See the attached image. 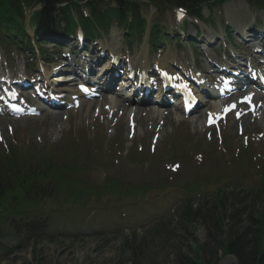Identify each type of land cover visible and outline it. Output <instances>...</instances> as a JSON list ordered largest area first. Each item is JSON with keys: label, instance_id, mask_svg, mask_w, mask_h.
Segmentation results:
<instances>
[{"label": "rangeland", "instance_id": "374dc122", "mask_svg": "<svg viewBox=\"0 0 264 264\" xmlns=\"http://www.w3.org/2000/svg\"><path fill=\"white\" fill-rule=\"evenodd\" d=\"M231 2L233 4L227 6ZM111 3L108 1L102 6L105 8ZM228 3L216 7L206 5L203 9L204 17L199 20L189 15L179 18L176 9L172 7L144 4L141 10L147 19V31L141 40H134L130 45L123 28L114 25L108 33L89 44V49L94 52L90 63L104 66L110 61L109 54L112 51L109 47L114 38L119 41L116 51L124 56L121 69L117 68L119 77L113 83L115 88L120 86V80L127 78L125 64L145 66L146 69L153 70L156 62L160 60L161 63V58H165L167 64L164 66L170 69H175V65H187L208 75L210 69L216 70V67L209 68L210 57L219 59L220 64L225 63V58H231L234 64L239 61L245 63L246 59H251L253 52L249 44L242 40L247 35L242 34L241 37L239 29L245 26L251 33V29L260 22L261 28H255L258 32L254 31L253 35L259 33L260 29L264 31V10L256 8V3L251 0H230ZM80 5L89 13L85 6L87 1H81ZM261 6L264 9V4ZM36 9L38 7L34 6L24 13L26 29L32 40L31 48L26 44L27 39L23 43L18 42V45L4 44L0 40V72L2 68L8 67L11 72L5 74H10L12 79L17 77L15 73L20 72L35 76L42 74L43 67H55L53 70L57 71L56 66L66 62L71 63L74 70H78V66L73 65L75 62L72 61L74 54L71 53L79 51L78 45H73V36H56L47 42L37 43L31 19ZM154 24L165 28L161 34L167 38L159 45L149 43L150 28ZM184 26L186 31L183 34ZM229 26L232 28L227 32L226 28ZM257 38L260 39L252 40V45H262L259 43H262L261 38L264 40V36L258 35ZM192 42L196 43V47ZM262 46L261 49L264 48ZM40 47L43 49V56L40 54ZM101 48H108L109 51ZM103 51L106 55L100 57ZM68 54L71 55L65 57ZM66 74L68 71L55 72V76H68ZM155 82L156 78L153 80L154 86ZM254 91L256 96L253 95V98L264 94ZM246 92H241L237 97L241 98ZM130 93L122 92L124 98L134 106H129L120 99L114 109L110 104L112 98L104 96L91 102L89 110L84 107L51 109L42 111L35 117L0 114V152L8 147L7 143L19 146L22 142L33 143L37 145L38 151H42L46 144L60 145L65 138L73 135L75 141L79 142V147L87 148L89 155L97 160L92 180L98 183L123 172L127 175L126 179L143 182L141 184L149 185L151 189L148 193L136 195L138 205L107 206L101 210L98 207H88L75 214V219L64 217L72 219L70 224H59L67 230L62 228L53 236L42 238L38 242H24L21 247L12 248L14 253H0V264H176L180 249L192 254L193 247L197 244L202 245V260L204 258L209 264H214L217 260L220 264H237L232 254L223 255L219 241L230 229L239 231L252 226L248 214L253 207L240 204L239 199L233 201V208L229 211L231 218L222 223L224 228L221 218L219 222L212 221L211 214L199 218L195 228H191L196 241L184 240L178 237V233V236H172L171 242H167L162 237L151 238L149 231L155 221H173L180 211L181 203L190 196L194 198V206H200L206 199L214 201L210 199L215 198V178L222 177L227 172H245L248 177L244 181V188L255 183L260 171L254 162L247 161L240 171L233 169L232 162L237 149L245 145L255 150L264 148V100H256V112L252 114L246 109L239 121L229 115L220 124L208 126L207 114L201 107L188 117L174 103L158 112L151 104L154 99L152 96L142 99V94L126 98ZM219 104L220 102L218 108ZM48 112L60 113L61 120L55 122ZM221 133L223 134L220 135ZM224 133L227 143L224 141ZM194 180L204 184L203 190L206 189L205 185H209L206 196L186 195L185 185ZM127 183L129 182H124V185L127 186ZM128 189L135 191L133 187ZM151 196L160 197V200L154 202L150 199ZM124 200L125 197L119 195L105 202L107 205H114ZM158 212L160 215L150 220ZM120 216H127L128 221L120 224ZM169 225L174 230V224ZM126 238L131 245L147 244L144 252L135 254L124 248Z\"/></svg>", "mask_w": 264, "mask_h": 264}, {"label": "trees", "instance_id": "16d2710c", "mask_svg": "<svg viewBox=\"0 0 264 264\" xmlns=\"http://www.w3.org/2000/svg\"><path fill=\"white\" fill-rule=\"evenodd\" d=\"M78 0H0V38L11 39L14 43L18 38L27 37L24 25V9L26 6L40 4L41 9L33 15L37 28L35 37L37 42L44 40L55 32L62 21L65 28H72L77 22L70 16L69 10L74 5L79 9ZM102 0H95L92 8ZM140 1L144 0H116L118 7L113 14V22L120 25L136 26L143 32L146 21L140 12ZM150 3H160L166 7H181L195 17L202 16V6L209 0H147ZM225 0H210V4H221ZM254 1V0H253ZM260 0H255L260 3ZM67 2L68 4L58 7ZM263 2V1H262ZM208 3V2H207ZM132 11V12H131ZM130 18L133 22L130 23ZM98 23L91 18L81 17L86 35L95 37L94 30L106 29L111 23H103L104 20L96 17ZM159 26L151 30L153 42H159ZM37 145L22 142L16 146L13 143L0 152V253L11 254L15 251L8 250L13 244L21 247L22 242H38L42 238L51 237L53 233L49 228L52 223L60 222L64 217L73 214L75 218L88 207H98L99 210L110 206L105 201L115 197L124 196L127 204L132 196L139 192L148 193L145 186L133 187L131 191L123 184L120 177H108L101 182L92 180V174L96 170L97 160L89 155L87 148H80L79 142L73 135L65 138L63 143L46 144L42 151L37 150ZM248 150H242L233 161V166H241L245 163ZM254 163L261 168L258 179L252 186L244 188V181L248 177L246 173L232 172L221 177L217 182L219 188L215 194L216 201L207 207V213L211 214L212 221L222 220L221 225L228 217H231L232 203L239 199L240 204L250 194L264 197V154ZM223 178V179H222ZM131 185V184H130ZM133 185V184H132ZM189 191H202L197 185H185ZM228 204V206H227ZM260 215L250 217L254 220L247 230L226 232L219 241L223 255L232 254L237 259V264H264V202ZM201 206L194 207L193 200L186 199L181 204L175 221H162L152 226L149 236L153 239L162 237L167 240L171 236H179L185 240L194 239L195 216L200 212ZM174 224V230L169 226ZM217 225V224H216ZM222 228L224 226L222 225ZM197 243V242H196ZM22 244V245H21ZM147 244L131 245L126 238L123 247L133 253L141 254ZM18 247V248H19ZM191 247V245H190ZM202 245L193 247V253L180 249L176 264H209L203 258ZM214 264H219L214 262Z\"/></svg>", "mask_w": 264, "mask_h": 264}, {"label": "bare ground", "instance_id": "6f19581e", "mask_svg": "<svg viewBox=\"0 0 264 264\" xmlns=\"http://www.w3.org/2000/svg\"><path fill=\"white\" fill-rule=\"evenodd\" d=\"M112 3L111 4H108L109 6H107V7H103L102 5L104 4V3H101V4H99L98 5V8H99V12H100V16L99 17H101V18H103V17H105V16H107V15H109V14H114V9L115 8H117L118 7V5H117V2H116V0H110ZM113 4V5H112ZM231 4H233V3H230V4H228L227 6H230ZM132 12V11H131ZM239 31L241 32V37H242V34H244L246 37L245 38H243L242 37V40L244 41V43L245 44H247V38L249 37V36H251L252 34L251 33H249V31L247 30V28L244 26V27H241L240 29H239ZM43 42H45V41H43ZM249 45H250V47H252V49H255V48H257V47H260V46H262V45H252V41H249ZM110 50H113L112 52H114V53H116L115 51H116V49H118L119 48V41L116 39V38H114L113 40H112V43L110 44ZM104 47V46H103ZM262 51L264 52V48H262ZM254 57H255V61H257L258 63H264V54L261 52V53H255L254 54ZM212 58V57H211ZM215 59V58H214ZM263 60V61H260V60ZM259 60V61H258ZM160 62V60H158L156 63L160 66V65H162V66H164L165 64H167V60L165 59V58H161V63H159ZM243 62H238L237 64H238V67H240L241 69H243V64H242ZM223 65H226V64H223ZM206 66H208L207 64H206ZM134 66L133 65H131V68H133ZM107 68H108V71H107V73H111L110 74V76L112 77V78H110L109 76H107V79H110V81L109 82H112L113 80H114V74L112 73L113 71H114V68L110 65V64H108L107 65ZM142 68L143 69H145L146 71H143V74H144V77L145 78H148L149 77V74H148V72H149V70L148 69H146V67L145 66H142ZM209 68H211V67H209ZM262 69H263V67H261ZM43 69H44V75H45V79H46V77H48V79H49V76L51 75V73L52 72H50L49 70L51 69V68H49V67H43ZM67 70H71V69H69V68H65V66L62 68V70L61 71H67ZM177 71V69H175V71L174 72H176ZM183 72L182 73H180V74H182V75H189L190 73L189 72H184V70H182ZM209 74H210V76H212V77H214L215 75H217V73L216 72H214V73H212L213 71H211V69L209 70ZM212 73V74H211ZM174 74V73H173ZM208 74V75H209ZM204 75H206L205 73H204ZM72 78L74 77V76H71ZM71 77H68V78H65V76H61L60 75V77H54V78H56V79H58V80H60V79H69V78H71ZM76 79V78H75ZM79 80H81L80 78H78ZM127 81L124 83V84H129L130 83V81H129V79L127 78L126 79ZM245 80H247V79H245ZM234 81H237V78H234ZM149 83V82H148ZM73 85H74V82H71V83H67V84H65V85H62V86H60L59 87V89H61V90H75V88H72L73 87ZM27 86H29V87H27ZM26 87L24 86V87H21L20 89H18L17 91L19 92H23L24 90H26V88H32L30 91H35L38 87H39V85H37V84H34V83H31V84H29V85H27ZM54 86H56L55 84H54ZM111 86H113V85H111L110 84V86H109V88H107V92L108 93H111V94H114L115 95V99H111V101H110V104H111V107L112 108H116L117 107V100H122L123 99V94L121 93V91H118V90H115L113 87H111ZM220 87H222V86H220ZM257 87V86H256ZM44 88V86L43 87H41V89H43ZM40 89V90H41ZM223 90V89H222ZM203 90L201 91V94H203ZM46 94L47 93H44V96H46ZM76 95L79 97V98H82L83 97V95L82 94H80L79 92H78V94L76 93ZM101 96H102V98H104V96H105V94H101ZM128 96V95H127ZM258 100L259 101H261V100H263L264 99V96H259L258 95ZM257 98H254V101H256L257 100ZM71 99V98H70ZM183 99V96L182 97H180L179 98V100L177 101V103L176 104H178V105H181L182 103H181V100ZM201 99H203V96H202V98ZM81 101H82V104H81V107L80 108H82V107H84L85 108V110H89L90 108H91V102L89 101V99H86V98H82L81 99ZM123 101V100H122ZM163 101H164V99H162V102L160 103V104H157V102H155L154 101V103L156 104V105H154L155 107H156V110L158 111V112H162V110H160V109H162V107H161V105H163V104H167V102H165L164 101V103H163ZM126 102V101H125ZM49 104H54V102H52V101H49L48 102ZM59 105V104H58ZM198 105H199V102H198ZM132 111V110H131ZM48 114H50V115H52L53 116V119L55 120V122H59L61 119V114L60 113H50V112H48ZM59 115H60V117H59Z\"/></svg>", "mask_w": 264, "mask_h": 264}]
</instances>
